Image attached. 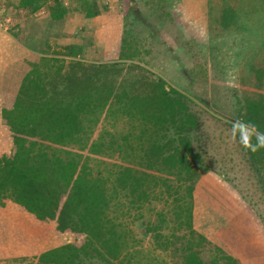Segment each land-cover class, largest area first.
Instances as JSON below:
<instances>
[{
    "label": "trees",
    "instance_id": "trees-1",
    "mask_svg": "<svg viewBox=\"0 0 264 264\" xmlns=\"http://www.w3.org/2000/svg\"><path fill=\"white\" fill-rule=\"evenodd\" d=\"M15 1L29 12L45 7L50 23L70 12L61 0ZM155 2L154 7L166 12L174 8L168 0ZM75 4L84 18L99 15L96 0ZM181 42L194 46L196 41ZM204 44L210 58L207 68L218 74L219 35H209ZM53 55L39 58L40 65L30 64L32 69L9 99V107L1 110L10 147L0 152V206L10 204L16 210L6 209L8 213L13 211L24 224H53L58 234L82 239L22 264H242L228 246L194 227L196 183L207 173L225 178L203 141L206 100L200 99L202 106H197L164 79H152L136 64L139 51L129 46L127 38L121 39L116 62L76 61L73 46ZM214 80L209 105L233 109L224 95L227 89L223 94L219 78ZM76 123L88 131L100 126L88 148L90 155L101 159L94 171L79 174V155L55 154L41 139L49 136L48 130L60 132ZM236 139L249 173L260 174L264 149L245 150ZM251 140L256 142L255 134ZM258 178L264 196V174ZM237 191L264 229L258 200Z\"/></svg>",
    "mask_w": 264,
    "mask_h": 264
},
{
    "label": "rangeland",
    "instance_id": "rangeland-1",
    "mask_svg": "<svg viewBox=\"0 0 264 264\" xmlns=\"http://www.w3.org/2000/svg\"><path fill=\"white\" fill-rule=\"evenodd\" d=\"M13 1L15 0H0V9L4 7L3 14L10 20L8 25L21 24V29L24 28L29 34L34 33L37 39L40 38L38 35H42V42L45 46L51 44L52 47L54 42L58 43L56 40L64 37V35L61 37L60 33L65 31L68 34L66 37L69 39L77 36L79 60L85 63L116 62L120 60L121 39L127 38L129 46H135L139 51L136 64L148 70V75L152 79H164L171 88L194 99L197 106H202L199 104L200 99L206 100V109L202 108L206 121L205 138L203 139L205 149L208 154L210 153V158L213 157L217 161L216 165L222 167L220 168L222 170L217 172L224 175L223 180L228 183L231 180L232 183H235L236 190H242L248 199L258 200L257 206L264 213V196L257 185L258 177L264 174V170L260 174L249 173L250 170L247 168L244 155L240 152L237 139L233 138L231 131L233 123L238 120L236 113L232 112L234 108L220 110L217 109L218 106L214 102L211 105L214 109L209 105V101L211 98L213 99L214 95V91L211 89L212 82H216L214 77H223V71L218 69V74H216L215 69L207 68L210 61L207 54L209 51L207 44L203 45V42L207 43L208 38L201 30V19L195 21L196 25H199L198 29L197 26L192 25L191 20L179 16L181 12L184 14L189 8L191 10L192 3L184 0L182 4L178 5L179 7L175 3L174 8L166 12L157 6L154 7L157 3L156 0H96L99 14H101L97 15L96 19L88 20L75 10L77 0H61L70 12L63 20L50 23L46 10L45 14L29 12L22 8H16ZM51 1L49 0V2ZM151 1L153 4L149 3ZM168 1L172 6L174 0ZM131 7L136 11L131 12ZM177 7L178 19L175 17ZM195 10L201 12V5L195 6ZM199 14L201 15V13ZM11 19L18 22L14 23ZM3 25L5 26L4 23ZM187 38L196 41L195 45H183L181 40L184 41ZM61 45L58 43L56 46L58 49L50 47L47 52L49 51L51 57L55 56L54 53L64 50L63 47H60ZM201 53H206V57L203 58ZM38 59L36 56L35 64L40 65L41 62ZM223 81L222 87L226 89L227 78L223 77ZM222 93L224 94V91ZM224 95L226 96V94ZM8 101H2V108L8 106ZM221 101L223 100L221 99ZM231 104L233 105L234 101ZM250 109L246 110L248 114ZM242 119L246 120L245 117ZM0 128H3L2 138L5 140L10 134L3 126ZM48 131L50 137L43 135L41 139L43 143L52 147L55 154L70 151L79 155V174L85 169L94 171L100 166L101 159L88 153L91 140L100 131L99 125L92 131L83 129L78 123L64 131ZM6 211L4 209L2 212L0 264H22V260L29 263L35 262L36 257L43 251L67 242L76 241L79 243L82 239V236L58 234L53 224L45 226L24 224L22 219L14 217L13 211L9 213ZM240 262L242 264H258V260H249L244 257Z\"/></svg>",
    "mask_w": 264,
    "mask_h": 264
},
{
    "label": "crops",
    "instance_id": "crops-1",
    "mask_svg": "<svg viewBox=\"0 0 264 264\" xmlns=\"http://www.w3.org/2000/svg\"><path fill=\"white\" fill-rule=\"evenodd\" d=\"M13 2L19 9L18 1ZM183 2L184 0H174L173 5L178 6ZM186 2L192 3V9L179 14L178 6L175 17L191 20L192 25L198 29L199 25L195 21L201 19L204 36L208 38L209 35H219L222 63L218 68L223 71V77L227 78L226 98L234 101L233 108L238 120L245 117V121L255 124L259 132L264 133V0ZM197 5H201V12L195 10ZM3 8L0 9V127L2 101L9 100L15 94L31 71L30 64L36 63V56L51 57L49 51L47 52L51 44L45 46L42 35H38L40 38L37 39L34 33L29 34L24 28L21 29V24L12 23L9 26L10 20L3 14ZM98 16L87 19H96ZM66 33L61 32V37H64L56 41L63 48L75 47V52L78 53L77 36L69 39ZM58 43L52 44L53 49H58ZM74 60L78 61V56ZM223 77H219L221 87L224 83ZM230 84L233 85L230 87ZM221 89L222 92L223 87ZM249 108L251 109L248 114L246 110ZM2 129L0 128V152L10 147L9 140L2 138ZM193 198L194 227L200 233L221 246L229 247L232 256L240 261L244 257L264 264V229L249 203L235 188L220 176L207 173L196 183ZM3 208L13 211L15 209L10 204L0 206V233L3 228Z\"/></svg>",
    "mask_w": 264,
    "mask_h": 264
},
{
    "label": "clouds",
    "instance_id": "clouds-1",
    "mask_svg": "<svg viewBox=\"0 0 264 264\" xmlns=\"http://www.w3.org/2000/svg\"><path fill=\"white\" fill-rule=\"evenodd\" d=\"M231 131L233 132V138L235 139L238 137L239 143L245 150L257 152L264 149V133L259 132L255 124L243 120H237L233 123ZM252 134H255L256 136L255 143H252Z\"/></svg>",
    "mask_w": 264,
    "mask_h": 264
},
{
    "label": "built area",
    "instance_id": "built-area-1",
    "mask_svg": "<svg viewBox=\"0 0 264 264\" xmlns=\"http://www.w3.org/2000/svg\"><path fill=\"white\" fill-rule=\"evenodd\" d=\"M37 14H45V9H44V8L40 9V10L37 12Z\"/></svg>",
    "mask_w": 264,
    "mask_h": 264
}]
</instances>
